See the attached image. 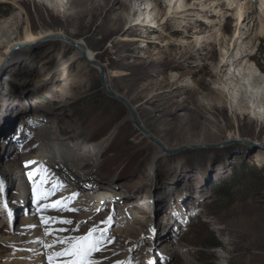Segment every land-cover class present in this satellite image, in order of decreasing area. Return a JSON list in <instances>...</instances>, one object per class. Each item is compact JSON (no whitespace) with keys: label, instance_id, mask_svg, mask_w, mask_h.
<instances>
[{"label":"rangeland","instance_id":"obj_1","mask_svg":"<svg viewBox=\"0 0 264 264\" xmlns=\"http://www.w3.org/2000/svg\"><path fill=\"white\" fill-rule=\"evenodd\" d=\"M58 1L53 2L57 9L37 0L9 4L11 9L0 2V28L17 17L0 31V135L9 131L4 127L15 115L22 114L17 121L31 119L21 140L0 151V170L5 158L22 170L30 197L25 207L50 209L57 220H72L57 223L62 238L83 235L93 225L107 227L111 242L106 240L105 250L94 254L100 264L108 259V264H264V116L254 117L247 106L233 104L231 109L232 89L212 92L216 66L234 53L244 28L239 22L260 13L259 0H236L233 15L204 43L197 38L214 31L218 12L213 9L209 20L177 15L158 25L167 4L160 10L148 7L147 0H82L81 7ZM240 7L245 10L241 20ZM143 20L156 29L139 30L136 23ZM48 29L87 43L105 66L112 90L130 100L139 123L151 134L171 148L195 147L161 150L135 124L129 109L98 87L99 71L77 57L72 46L31 38ZM253 34L251 29L242 42L251 51L256 74L264 76V34L248 42ZM64 91L79 98H66ZM241 91L239 97L249 98L250 92ZM218 98L224 105L214 103ZM44 109L52 114L55 142L63 143L49 158L41 156L36 134L37 113ZM104 140L97 157L95 146ZM12 172L0 177V236L14 232L22 216H14V210L9 215L5 206V194L18 193ZM56 184L59 190L41 200ZM88 192L106 194L93 204ZM62 199L78 211L46 207ZM82 203L86 207L81 210ZM108 217V225L101 223ZM53 244L59 251L60 245ZM17 250L24 248L0 239V264H10Z\"/></svg>","mask_w":264,"mask_h":264},{"label":"bare ground","instance_id":"obj_2","mask_svg":"<svg viewBox=\"0 0 264 264\" xmlns=\"http://www.w3.org/2000/svg\"><path fill=\"white\" fill-rule=\"evenodd\" d=\"M25 0H0V2L6 3L7 9H11L12 7L9 6V4H14L15 6L19 5V3L23 4ZM39 2H42L46 4L48 7L56 8L54 7V1L58 0H37ZM144 1V0H143ZM147 0L146 3L148 7L150 5H154L153 7H156L157 9L164 8V4H167L168 10L167 12L163 13V15L160 17L158 22V25H161L164 23H168L171 18H174L175 16H182L186 20H197L198 18H205V20H209V12L213 10H216L218 14H214L216 16L215 20L213 21V27L212 30H214L212 33L206 34L204 36H201L197 39L202 40L201 42L204 43L206 41H211L213 40L215 33L218 31H221L224 22H226L230 16L233 15L232 11L238 7L239 3L236 0H226L228 2L226 7H221V5L224 4L223 0ZM225 1V0H224ZM59 2V1H58ZM66 2L71 3L73 2L74 5H78L79 7L82 6L83 2L82 0H66ZM164 2V3H163ZM56 4V3H55ZM142 4V3H141ZM60 6V5H59ZM62 6V5H61ZM257 6V5H255ZM254 7V4H251L250 6L248 5V9L245 8L246 12ZM63 7H59L58 10L59 12L62 11ZM145 8V7H144ZM258 8L260 10V13L256 15V17H251L246 20V22H239L242 24V30L239 33L238 38L236 39V49L234 53L228 55L227 57H223L218 65L216 66V70L214 72L216 78L213 80V89L212 92L218 91H224L226 92L227 90L229 91L228 94L231 96L230 97V105L231 109L235 106L240 108H245L246 106L249 108V114H252L254 117H258L259 119H262L264 116V76H262L261 73H259L260 76L256 74L257 69L253 67V64L251 62L252 56H251V51L248 50V48L245 47V43L242 42L243 40V35L249 34V31L251 33V29H254V34L253 37L250 39V41L256 40L259 36L264 34V0H259V5ZM57 9V8H56ZM156 9V10H157ZM224 10V11H223ZM242 13L240 14V20L243 14L245 13L242 7L239 9ZM142 11V10H141ZM131 15V14H129ZM128 15V16H129ZM159 15V12L157 15H154V19H157ZM190 16V17H188ZM249 15L246 14V18ZM188 17V18H187ZM17 17L13 16L12 18L8 19L1 25L0 31L1 33L6 29L10 28L9 22L14 21ZM257 18V19H256ZM153 19V20H154ZM178 19V18H177ZM182 19V18H181ZM157 20V21H159ZM174 20V19H173ZM176 20V19H175ZM243 20V19H242ZM179 21V20H178ZM177 21V22H178ZM140 22V21H138ZM171 22V21H170ZM176 22V21H175ZM184 24H187V22L184 20ZM246 23V24H245ZM137 26H139V30L142 29H151L154 30L156 29L155 26L153 25H148L144 23V20L141 21V23H136ZM179 24V23H178ZM205 34V33H204ZM63 36L70 37L72 39L77 40L82 45L84 49L87 50V55L89 58H93L97 60L95 53L91 50V48L87 45V43L81 39H77L75 37H72L71 35H68L67 33L61 31V30H55V29H48L44 32H41L37 35H31V38H40L43 41L46 40H58L64 43L65 45L72 46L75 51H76V56L81 58L83 57L82 53V48L78 46L72 45L68 40L62 38ZM198 44L200 41H198ZM203 45V44H201ZM86 47V48H85ZM33 53V51H32ZM32 72V71H31ZM34 72V71H33ZM106 81L109 89L112 90V87L109 84L108 81V75L106 73ZM187 83V81H186ZM247 85V86H246ZM249 87H252L249 91ZM239 90H242L241 92L245 91V95H247L248 92H250L249 98L239 97ZM232 95H231V94ZM7 94H9V91H7ZM63 96L66 98H71V99H77L79 96L76 93H69L65 92L63 93ZM129 100V99H128ZM223 99L218 98L216 103L217 105H224ZM64 101V99H62ZM130 101V100H129ZM229 102V101H228ZM234 104V105H233ZM236 108V107H235ZM225 109V108H224ZM237 109V108H236ZM136 110V109H135ZM8 112V110H6ZM238 112V111H236ZM239 113V112H238ZM17 114V113H16ZM37 114H39V120L40 124L37 127L36 134L40 136V140L42 142V151H41V156H47L49 158L50 153L55 154V147L62 145L63 143L61 142H55L56 137L54 136V130L53 126L51 123L52 120V114L46 109L43 111H39ZM190 114V112H189ZM21 113H19L17 116L15 115L10 119V127L8 128L5 125L4 129H9L7 130V133L3 132L1 136V144H0V151L2 152L3 150H8L10 147L13 145L17 144L21 139V135L23 136L25 133L28 132L29 126V121L31 120L30 118H27L25 115L24 122L22 120L17 121ZM30 115V114H29ZM187 115V114H186ZM188 116V115H187ZM191 116V114H190ZM170 117V116H169ZM188 118V117H187ZM14 120V122H12ZM15 121H17L15 123ZM23 122L22 126L20 127L19 122ZM185 122V121H184ZM187 126H189L188 122H185ZM184 123V124H185ZM12 125H14L12 127ZM19 125V126H18ZM24 127L26 129H24ZM24 129V130H22ZM20 136V137H19ZM3 141V144H2ZM105 142H102V144H98L95 146L94 153L96 154L97 157L101 155V151L105 149ZM264 145V141H263ZM65 146V145H63ZM67 147V146H66ZM64 147V148H66ZM2 148V149H1ZM52 153V154H53ZM2 153H0L1 155ZM93 159L92 155L90 159ZM47 159V158H46ZM4 169L0 170V177H9L11 171L12 176L16 179L17 182V188L15 189L18 191H14L13 194L10 193L7 195L5 194V198L9 200V204H6V207L13 212L14 210V216L16 214L22 213V216L19 219L18 224L16 225V228L14 232H10L7 235H2L0 236V239L2 242L8 244H16V246H23L24 250L20 251L17 250L15 252V256L13 258V261L11 260L10 264H47L46 262V256L44 251L46 248L43 246L44 243L47 244H53L56 242L54 237H48V235H45L46 227L48 228L49 231L53 230L51 226L49 227L47 223H42L41 222V217H44L45 220L48 218H57L56 213L52 212L53 210H43L45 208H40L38 210L36 209H31L30 207H25L28 205L30 201V197L28 195V184H27V179L26 177L23 178V173L22 170H15L13 165L11 164V161L5 158L4 162ZM3 192V190H2ZM106 193L100 192V193H92L88 192L86 194L87 200L91 201L93 204L98 202L101 198L105 196ZM10 196V197H9ZM9 197V198H8ZM22 199V200H21ZM11 201V202H10ZM17 205V206H16ZM78 206L80 209L85 208L86 205L84 203L79 204ZM19 206V207H18ZM82 210V209H81ZM80 215L78 214L77 217ZM83 216V215H82ZM77 219V218H76ZM79 219V218H78ZM31 225H35V227H29ZM58 229V225L55 224ZM64 225V224H63ZM0 228H2V222L0 221ZM59 230V229H58ZM119 231V235L122 234V229L121 228H115L114 232ZM69 232V231H68ZM12 234V236L10 235ZM60 235L61 232H60ZM119 237V236H118ZM121 237V236H120ZM119 237V238H120ZM43 241V243L41 242ZM169 246V244H168ZM175 249V248H172ZM180 249V247H179ZM45 256V257H44ZM124 257V256H123ZM10 258V256H9ZM9 260V259H8ZM15 260V261H14ZM110 262V259L105 260L101 264H108Z\"/></svg>","mask_w":264,"mask_h":264},{"label":"snow or ice","instance_id":"obj_3","mask_svg":"<svg viewBox=\"0 0 264 264\" xmlns=\"http://www.w3.org/2000/svg\"><path fill=\"white\" fill-rule=\"evenodd\" d=\"M31 163V162H30ZM31 176V173L29 174ZM4 181L0 179V187H2ZM61 187L60 184L53 185L46 194L41 195V200L48 201L49 197L54 195L56 191ZM76 193H73V196H76ZM70 203L67 199L57 200L54 203H48L46 207H51L55 211H78V209H71L67 205ZM6 206V204H5ZM11 213L9 212V215ZM111 221V217H108L105 221L101 223L108 225ZM41 222L45 223V218L41 217ZM47 225L50 227L53 224H72L73 221L70 219H55L48 218ZM87 224V221L81 222ZM29 227H35L31 225ZM79 230V225L76 227V231ZM58 229H53L51 231L46 227L45 235H52L56 243L60 245V250L56 251L55 244L44 243L43 246L46 249H51V255L45 253L47 264H100V261L94 258L96 252L105 250V241L108 240L111 242L110 238L107 236V227L101 229L99 225H93L91 228L87 229L83 235H75L66 238L59 236ZM67 231V229H65ZM43 243V241H41ZM117 264H123V262H117Z\"/></svg>","mask_w":264,"mask_h":264},{"label":"water","instance_id":"obj_4","mask_svg":"<svg viewBox=\"0 0 264 264\" xmlns=\"http://www.w3.org/2000/svg\"><path fill=\"white\" fill-rule=\"evenodd\" d=\"M62 38L68 40L72 45L82 48L83 58L85 59V61H87L91 66H93L94 68H96L99 71L100 81H101V85H102V89H103L104 93L107 96H109L110 98H113L115 100L121 101L129 109L130 115L133 118L135 124L140 128V130H144L145 133L147 134V136L150 138V140L155 142V143H157L160 146L161 150H164L167 153H174V152L176 153L178 151H182V149H186L187 147H192V146L195 147V145H189L187 147L182 146V147H177V148H171L170 146L165 145L156 136L151 134L147 129H145L139 123L138 116H137V113L135 111V107L129 102V100L126 97H124L123 95H121V94L109 89V87L107 85V81H106V69H105V66L103 64H101L100 62H98L97 60H95L93 58H89V56L87 55V50L82 47V46H85V45L80 44L79 42H77V40L72 39L70 37L63 36Z\"/></svg>","mask_w":264,"mask_h":264},{"label":"trees","instance_id":"obj_5","mask_svg":"<svg viewBox=\"0 0 264 264\" xmlns=\"http://www.w3.org/2000/svg\"><path fill=\"white\" fill-rule=\"evenodd\" d=\"M99 88L101 87V84H99V86H98Z\"/></svg>","mask_w":264,"mask_h":264}]
</instances>
